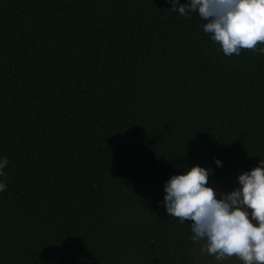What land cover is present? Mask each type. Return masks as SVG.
<instances>
[{
	"label": "trees",
	"instance_id": "trees-1",
	"mask_svg": "<svg viewBox=\"0 0 264 264\" xmlns=\"http://www.w3.org/2000/svg\"><path fill=\"white\" fill-rule=\"evenodd\" d=\"M171 7L0 0V264H207L164 185L264 161V44L226 56Z\"/></svg>",
	"mask_w": 264,
	"mask_h": 264
},
{
	"label": "clouds",
	"instance_id": "clouds-1",
	"mask_svg": "<svg viewBox=\"0 0 264 264\" xmlns=\"http://www.w3.org/2000/svg\"><path fill=\"white\" fill-rule=\"evenodd\" d=\"M183 16L196 12L205 21L203 31L226 56L264 44V0H171ZM177 5L179 7L177 8ZM264 53V47L258 49ZM218 166L219 160L214 161ZM8 159H0V177ZM211 169L193 165L171 176L164 185L168 216L190 221L193 242L206 241L202 250L217 261L235 256L243 264H264V161L237 179L239 187L219 192L208 185ZM6 183L0 180V191ZM250 210V211H249Z\"/></svg>",
	"mask_w": 264,
	"mask_h": 264
},
{
	"label": "rangeland",
	"instance_id": "rangeland-1",
	"mask_svg": "<svg viewBox=\"0 0 264 264\" xmlns=\"http://www.w3.org/2000/svg\"><path fill=\"white\" fill-rule=\"evenodd\" d=\"M242 172L243 171L239 167V165H236L234 166L233 173H232L233 178L229 183H221V184L210 183L209 184L210 187L218 190V195H217L218 199L220 198L219 192H228L234 188L239 187V182H238L237 177ZM205 243L206 241L204 240L198 241L196 248L192 252L196 262L207 263V264H234L239 260L238 258L233 256L223 261H217L213 256H209L205 251L202 250Z\"/></svg>",
	"mask_w": 264,
	"mask_h": 264
}]
</instances>
